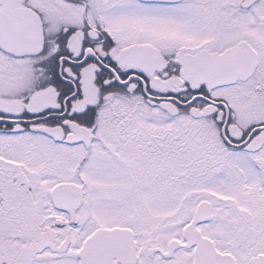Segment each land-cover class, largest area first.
I'll use <instances>...</instances> for the list:
<instances>
[{"label":"snow or ice","instance_id":"snow-or-ice-1","mask_svg":"<svg viewBox=\"0 0 264 264\" xmlns=\"http://www.w3.org/2000/svg\"><path fill=\"white\" fill-rule=\"evenodd\" d=\"M0 264H264V0H0Z\"/></svg>","mask_w":264,"mask_h":264}]
</instances>
